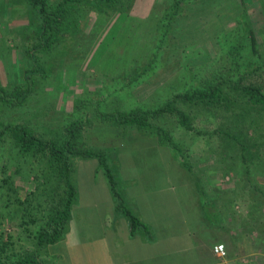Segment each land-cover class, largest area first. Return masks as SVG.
I'll return each mask as SVG.
<instances>
[{"label":"rangeland","instance_id":"1","mask_svg":"<svg viewBox=\"0 0 264 264\" xmlns=\"http://www.w3.org/2000/svg\"><path fill=\"white\" fill-rule=\"evenodd\" d=\"M165 1L135 0L130 14L84 10L71 48L57 44L37 52V14L22 0H13L12 7L0 0V84L9 90L25 88L28 73L35 81L27 101L0 107V116L39 130L82 120L78 145L107 153L126 205L142 213L151 229L147 233L142 228L132 237L98 159L75 157L77 194L64 237L39 245L34 233L41 221L23 218L21 209L12 219V205L4 197L0 239L7 243V253L35 252L41 264H218L211 249L204 247L199 257L191 243L212 246L220 238L216 228L223 225L236 240L230 239L229 264H264L258 224L248 216L252 196L264 200V108L231 87L237 82L264 91V0L194 2L174 22L155 68L131 82L132 70L146 64L155 50V27ZM245 23L256 34L257 54ZM38 67L42 73L35 72ZM219 78L227 81L224 102L175 100L190 115L193 130L173 113L149 119L145 128L102 116L104 111L156 109L176 93ZM157 128L169 132L181 150L161 143ZM235 136L255 152L248 164L242 157L250 154L241 152ZM8 153L9 145L4 160ZM15 165L13 159L12 174ZM16 181L21 199L37 186L41 192L43 181L38 183L27 170ZM40 197L49 199L42 192ZM24 219L28 224H20Z\"/></svg>","mask_w":264,"mask_h":264},{"label":"trees","instance_id":"2","mask_svg":"<svg viewBox=\"0 0 264 264\" xmlns=\"http://www.w3.org/2000/svg\"><path fill=\"white\" fill-rule=\"evenodd\" d=\"M12 7L13 0H1ZM25 8H29L34 14H37L38 22L37 42L35 51L50 50L57 44H62L64 48H71L72 42L78 35V24L84 16V10L96 9L97 12L106 15H113L116 10L130 14V10L135 0H22ZM198 0H168L165 1L163 14L157 20L156 31L158 35L154 42L155 50L152 52L151 58L146 64L141 63L140 66L134 68L131 72V82L140 81L141 77L149 74L155 68V64L159 59L161 48L166 46L167 40L173 30V24L176 20L184 15L185 10ZM129 17L131 15H128ZM246 24V23H245ZM247 25V24H246ZM247 32L250 35V46L254 53H258L257 38L254 29L247 25ZM71 30V36H66V32ZM33 60L37 61L38 57L35 52L29 51ZM35 72L42 73L43 68L35 69ZM129 75V74H128ZM29 73L25 75L27 85L15 86L9 90L0 84V107H17L23 105L33 91L34 78L29 77ZM126 77V76H125ZM219 78L215 81L205 83L203 87H196L183 93H176L172 99L167 101L163 106L152 110H131L128 112H105L102 114L104 118L114 120L119 124H137L139 127L145 128L150 125L149 119L157 118L165 113L177 114L180 123L189 130H193V122L190 115L175 105L177 98H183L191 102H203L205 104H217L225 101L226 80ZM231 87L234 89H242L249 96L253 104H257L264 108V91L255 85H242L233 82ZM77 109H81L77 104ZM82 120L74 119L66 122L62 127L55 129L43 128V130L35 129L26 122H15L4 120L0 116V225L1 218L4 217L1 203L6 197V204L12 205L14 214L22 210L23 218H29L31 222L41 223L35 229L34 237L39 245L54 244L61 240L69 226L72 215L74 199L77 194V187L74 183V175L76 172L75 157L97 158L100 167L104 170L110 189L116 201V208L121 211L130 223V234L133 236L137 231L144 229L147 233L151 232L150 227L142 221L138 214L134 213L125 203L122 193L118 190V182L116 175L109 165L107 153L102 149H94L85 146H79L78 140L81 136ZM159 140L161 143L169 144L176 150H181L174 141L171 134L163 129L157 128ZM234 137V136H231ZM235 141L240 144L241 152L250 154V157L244 155L243 162L248 164V160L255 157V152L250 146L245 144L243 140L235 136ZM9 145V153L4 160L3 152L5 147ZM16 160L14 173H10V165ZM184 166H188L187 161L182 162ZM27 170L32 173L38 180L43 181L41 192L48 196L46 202L42 201L37 190L29 194L25 199H21L20 187L17 185L16 175H21ZM38 185V184H37ZM259 189L263 192V189ZM200 190V189H199ZM201 191V190H200ZM252 202L248 203L250 213L248 216L257 222L255 230L258 232V240L260 245L264 244V200L260 201L256 196H252ZM21 209V210H20ZM261 212L260 218L256 219L254 214ZM257 216V215H256ZM23 220L20 224H28ZM253 223V222H252ZM245 226L246 224L243 223ZM245 226L243 232H245ZM223 228V225H222ZM234 240V235L225 229ZM242 232V231H241ZM2 234H0L1 238ZM234 240L233 242H235ZM7 243L0 239V264H41L35 252L25 251L24 253L9 254L6 251ZM2 252V253H1ZM238 264H242L238 262Z\"/></svg>","mask_w":264,"mask_h":264},{"label":"crops","instance_id":"3","mask_svg":"<svg viewBox=\"0 0 264 264\" xmlns=\"http://www.w3.org/2000/svg\"><path fill=\"white\" fill-rule=\"evenodd\" d=\"M140 215L139 216L141 217L142 221L147 224V220L144 218L143 214L141 213ZM147 225L150 226L149 224H147ZM216 230L219 231L218 234L220 235V238H219L218 241H215L212 244V246H209L208 244L207 245L203 244L204 245L203 246V245H199V243H197V244H195L194 242L191 243L192 244V247L194 248V252H195L196 255H199V257H200V254H202V251H203L204 247H206L209 250L211 249V252H212L213 256H215L216 260H219L218 257L216 256L215 252H214V246L217 245V244L223 243V244H225V246L227 247V249L231 248L230 247L231 246L230 245V239H231L230 235L224 229H222L221 227L216 228ZM128 237H129V235H128ZM132 237H134V235ZM112 239H117V236H113ZM147 240H148V238H147ZM152 240H153V238H150V241H152ZM113 241H116V240H113ZM105 243H108V242H105ZM207 246H209V247H207ZM229 252H230V250H229ZM114 253H115V251L113 250L111 254H114ZM114 261L115 262H113L112 264H127V262L125 260H120L118 262H116V260H114ZM218 264H220V260H219V263Z\"/></svg>","mask_w":264,"mask_h":264},{"label":"built area","instance_id":"4","mask_svg":"<svg viewBox=\"0 0 264 264\" xmlns=\"http://www.w3.org/2000/svg\"><path fill=\"white\" fill-rule=\"evenodd\" d=\"M214 252L218 259L220 260V264H229L228 259V249L225 244L220 243L214 246Z\"/></svg>","mask_w":264,"mask_h":264}]
</instances>
